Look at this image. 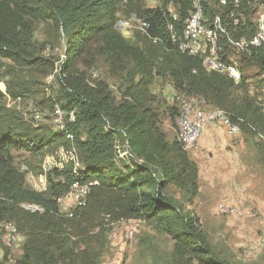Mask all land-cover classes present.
<instances>
[{"label":"trees","instance_id":"trees-1","mask_svg":"<svg viewBox=\"0 0 264 264\" xmlns=\"http://www.w3.org/2000/svg\"><path fill=\"white\" fill-rule=\"evenodd\" d=\"M124 1L0 0V59L9 62L11 69L5 75L8 96L15 100L29 94L28 84L32 83L26 80L27 74L42 61L31 48L34 25L37 21H50L57 35L59 32L64 35L66 59L57 76L60 94L51 100V107L54 110L58 105L66 116L70 112L74 116L73 122L65 120V130L73 137L69 141L63 131L42 132L33 127L31 120H25L15 109L4 105L0 92V220L13 223L10 219H16L19 211L29 217H48L52 221H47L51 228L63 221L57 213L56 199L66 193L74 181L72 171L54 170L47 176V191L39 193L26 186L25 174L15 166L13 152L25 150L41 154L53 146L67 149L74 146L83 167L82 181L99 182L91 189L87 201L102 188L114 190L124 200L117 207L120 216L139 218L167 234L173 242L174 256L184 259L185 264H228L213 253L193 212L166 192L170 185L181 180L187 185L190 182L184 189L190 192L189 196L196 191L197 169L188 158L189 151H185L178 140V133L171 142L161 135L153 138L152 134H159V127L154 121V129L148 128L147 119L153 115L142 107L140 97L131 94L130 99L117 101L104 89L89 87L77 66L81 62L87 64L95 52L117 68L128 61L133 66L127 73L133 77L135 73L150 75L152 67L159 62L156 72L168 75L176 92L211 101L238 123L240 134L247 131L258 139V135H264V115L255 97L247 93L245 82L250 77H245V72L256 69L258 75H264V53L255 50L239 58L237 64L243 77L240 85L235 86L229 78L207 72L201 59L179 52L177 44L171 40L162 8L145 9L141 0ZM176 1L181 17L174 30L179 35L190 0ZM120 5L127 9L125 14L135 13L145 18L150 24L149 36L159 41L154 44L145 37L143 48L128 42L115 29ZM125 139L132 155L128 162L117 159L115 152L116 141ZM87 201L85 207L77 210L86 208ZM23 202L40 204L46 208V213H27L19 208ZM76 211L72 218L65 220L75 219ZM46 237L48 241L51 238L45 235L43 242H47ZM52 239L55 246L50 248L52 252L44 251L46 255L33 262L31 253L26 251L19 264L55 262L54 255L60 256V244Z\"/></svg>","mask_w":264,"mask_h":264},{"label":"rangeland","instance_id":"rangeland-1","mask_svg":"<svg viewBox=\"0 0 264 264\" xmlns=\"http://www.w3.org/2000/svg\"><path fill=\"white\" fill-rule=\"evenodd\" d=\"M141 1L145 9H164L160 0ZM118 11L116 19L128 16L123 5ZM248 24L251 28L249 19ZM123 37L140 48L144 46L145 37L149 40L138 30ZM64 45V35L61 32L57 35L50 21L35 22L31 48L42 61L27 74L26 80L32 83L28 84L29 94L15 100L6 91L8 77L5 75L11 70L9 62L0 59V92L4 105L15 109L25 120H31L33 127L42 132L58 131L52 117L51 100L60 94L57 76L66 60ZM239 58L234 60L238 63ZM132 66L124 61L118 68L114 67L105 56L93 52L87 64L81 62L77 69L89 87L104 89L117 101L130 99L131 94L140 97L142 107L153 115L147 119L148 128L154 129V121L159 127V134H152L153 138L161 135L171 142L177 132L176 118L182 100L189 102L194 97L176 92L168 75L156 72L159 62L152 67V73L145 76L137 73L129 76L127 71ZM245 77H250L245 82L247 93L253 95L259 105L257 99L264 88V75L251 69L245 72ZM237 93L240 95L239 91ZM194 99L201 101L204 109L216 107L209 100ZM61 147L53 146L41 154L25 150L13 152L15 166L25 174L27 187L33 190V179L44 174L48 162L53 168L55 165L61 167L63 172L72 171L68 155L61 156L57 152ZM62 148L68 151L72 147ZM75 155L79 159L77 150ZM187 155L197 169L195 194L189 196L190 192H185L190 182L187 185L182 180L170 185L166 192L180 203L184 202V208L198 218L208 244L220 259L228 264H264V143L247 131L227 139L217 125L208 124L195 149ZM231 189H236L233 196ZM87 202L86 208L76 211L75 219L63 217L54 228L47 223L52 222L48 217H29L18 211L16 219L10 220L18 227L19 240L7 243L3 235L0 236V264H19L26 251L35 262L46 255L44 251L52 252L55 248L52 238L60 244V256L54 255L52 264H185L184 259L174 256L173 242L167 234L139 218L120 216L117 207L124 200L118 192L102 188ZM222 205L230 207L231 212L220 213L218 207ZM248 210L255 214L254 218H238L239 212ZM45 235L51 237L49 241L45 238L47 242H43Z\"/></svg>","mask_w":264,"mask_h":264},{"label":"built area","instance_id":"built-area-1","mask_svg":"<svg viewBox=\"0 0 264 264\" xmlns=\"http://www.w3.org/2000/svg\"><path fill=\"white\" fill-rule=\"evenodd\" d=\"M160 1L164 4L162 11L171 40L177 44L180 53L201 59L202 66L207 72L223 75L238 86L243 76L234 58L250 55L255 50H262L264 53V0H190L179 35L174 30L175 24L181 17L179 3L176 0ZM248 19L251 21V28ZM149 28V22L135 13L119 17L115 22V29L123 36L138 30L144 32L155 44L159 40L149 36ZM257 100L264 115V88L261 89V97ZM52 117L55 128L63 131L67 139L72 141V135L65 130V120L73 122V112L66 116L60 107L55 105ZM208 124L222 126L229 136L240 134L238 123L233 122L223 109L217 107L204 109L201 101L194 98L189 102L182 100L176 125L178 140L185 151L190 152L195 149L204 127ZM258 139L264 141V135H258ZM57 152L61 156L68 155L73 166L72 174L75 177L68 191L56 199L57 213L61 217L72 218L77 209L85 207L91 189L98 186L99 182L82 181L80 171H83V167L73 147L68 151L61 147ZM115 152L117 159L128 162L132 158L127 139L123 142L116 141ZM47 164V167H44V174L33 179L32 188L36 192H46L47 176L54 170L61 171V167L55 165L53 168V164L49 162ZM19 208L30 214L46 213V208L36 203L23 202L19 204ZM230 210L227 206L218 207V211L222 214H228ZM238 215V218L242 219L255 217V214L249 210L239 212ZM1 235L7 243H16L19 240L17 227L7 220H0ZM129 236L132 237L131 230ZM262 242L264 243V240Z\"/></svg>","mask_w":264,"mask_h":264},{"label":"crops","instance_id":"crops-1","mask_svg":"<svg viewBox=\"0 0 264 264\" xmlns=\"http://www.w3.org/2000/svg\"><path fill=\"white\" fill-rule=\"evenodd\" d=\"M213 125H217V124H213ZM219 128H220V130L221 131H223L224 132V134L227 136V139H232V138H234L235 136H229V135H227L226 134V132H225V129L222 127V126H220V125H217ZM232 191V195L231 196H233V193L236 191V189H231ZM258 199V198H257ZM260 208V207H259ZM263 210H264V208H263Z\"/></svg>","mask_w":264,"mask_h":264}]
</instances>
